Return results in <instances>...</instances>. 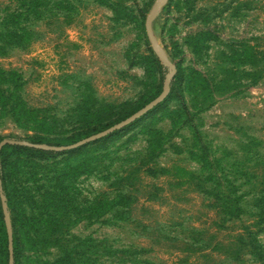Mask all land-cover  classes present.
I'll return each mask as SVG.
<instances>
[{
  "label": "rangeland",
  "instance_id": "rangeland-1",
  "mask_svg": "<svg viewBox=\"0 0 264 264\" xmlns=\"http://www.w3.org/2000/svg\"><path fill=\"white\" fill-rule=\"evenodd\" d=\"M65 1L0 51V142H17L0 156L12 264H258L264 0ZM165 84L127 127L47 154ZM236 197L241 214L225 216Z\"/></svg>",
  "mask_w": 264,
  "mask_h": 264
},
{
  "label": "trees",
  "instance_id": "trees-1",
  "mask_svg": "<svg viewBox=\"0 0 264 264\" xmlns=\"http://www.w3.org/2000/svg\"><path fill=\"white\" fill-rule=\"evenodd\" d=\"M62 2L64 3V5H68V6L71 5L65 0H62ZM58 8H60L59 4H56L55 2H53V0H7V3L0 7V51L4 50L9 46L19 45L26 41H29L31 38H33V34L31 32V26L41 21L42 18L44 17V14H48L50 16L52 12ZM63 9H65V6H63ZM0 74H1L0 77H2L4 74L3 71H0ZM132 114H130L129 116H131ZM61 146L62 145H57V147H61ZM5 147H11V146L10 145L3 146L2 149L0 150V156L2 154V150ZM13 147L24 148V149L26 148L25 146H20V147L13 146ZM63 153L66 152L65 151L47 152V154H59V155ZM208 176L207 178H209ZM3 191H4V179L0 173V220L2 222L1 239L4 244L6 260L9 261L8 235H7L5 223H3L4 215L2 210V196H1ZM229 195L230 194H226L223 195V197L229 198L230 197ZM238 198L236 197L234 200H232L229 207H223L221 213H223L225 216L228 217H238L242 211L240 204L236 201ZM251 206L254 209L253 212L256 214V217L260 218L261 220L260 222H264V188L263 191L261 190L260 192L253 193ZM248 231L250 233L249 235H251L252 233L251 230L248 229ZM16 240H18V246H20L22 244V237L19 236ZM14 241L15 239L12 238L13 257H14V244H15ZM259 247H260L259 245L253 244V256L255 260L259 262L258 264H264V253ZM111 253L112 252L109 248L107 250V254L110 256ZM123 253H126V251L123 250Z\"/></svg>",
  "mask_w": 264,
  "mask_h": 264
},
{
  "label": "water",
  "instance_id": "water-1",
  "mask_svg": "<svg viewBox=\"0 0 264 264\" xmlns=\"http://www.w3.org/2000/svg\"><path fill=\"white\" fill-rule=\"evenodd\" d=\"M151 18H149L146 22V29L149 35H151ZM169 94V85L165 84L161 93L154 98L153 100H151L149 103H147L146 105H144L142 108H140L139 110H137L135 113H133L131 116L127 117L126 119L112 125L111 127L98 132L96 134H93L87 138H84L74 144L68 145V146H61V147H56L54 148L56 151H68V150H73L76 148H79L83 145H86L88 143L94 142L96 140H99L101 138H104L118 130H121L125 127H127L128 125L132 124L133 122H135L136 120H138L139 118L143 117L145 114H147L149 111H151L152 109H154L156 106H158L160 103H162L168 96ZM17 144V142L15 141H11V140H2L0 142V150L2 149L3 146L5 145H15ZM39 147L44 148V146L40 145ZM3 210V214H4V219H5V224H6V230H7V235H8V250H9V261L10 264H12L13 261V247H12V236H11V232L9 229V224L7 221V215H6V208L5 206L2 207Z\"/></svg>",
  "mask_w": 264,
  "mask_h": 264
}]
</instances>
